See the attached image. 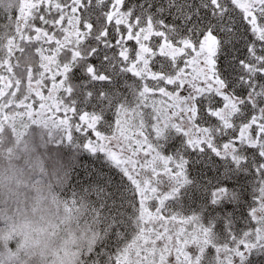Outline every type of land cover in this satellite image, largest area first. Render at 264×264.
<instances>
[{
  "label": "snow or ice",
  "instance_id": "1",
  "mask_svg": "<svg viewBox=\"0 0 264 264\" xmlns=\"http://www.w3.org/2000/svg\"><path fill=\"white\" fill-rule=\"evenodd\" d=\"M26 28L43 37V64L23 87L0 66L9 155L30 154L26 166L58 186L67 179L74 161L49 172L43 135L23 139L38 124L106 157L87 187L65 196L50 186L61 212L35 226L27 252L55 245L72 264L264 261V0H37ZM240 172L253 187L243 216L219 208L238 199L228 179Z\"/></svg>",
  "mask_w": 264,
  "mask_h": 264
},
{
  "label": "trees",
  "instance_id": "2",
  "mask_svg": "<svg viewBox=\"0 0 264 264\" xmlns=\"http://www.w3.org/2000/svg\"><path fill=\"white\" fill-rule=\"evenodd\" d=\"M20 0H0V66L7 67V57L11 55L13 51V42L17 40L16 55L11 56L9 60V66L12 71L9 73L11 79L14 81L21 80V87L28 84L29 76L34 77L37 73L38 61L41 60L42 55L39 51V46L36 43L33 34L30 33L26 28V21L20 23ZM89 3L95 4V0H89ZM24 34H27L28 38ZM66 41V40H65ZM67 42V41H66ZM68 43L64 46L58 47L56 51L59 53L62 47H67ZM74 55L76 53L74 52ZM15 57V58H14ZM58 61V60H57ZM9 70V67H7ZM99 71L107 72L108 69L104 64L99 66ZM16 73V75H15ZM80 76V81L86 82L88 77L84 73L78 74ZM104 87H109L107 82H102ZM101 82L96 84H85L88 88H99ZM32 132V133H31ZM47 142H53L58 145V149L62 150L64 153L55 154L54 163L52 160H47L45 162L46 169L52 171L55 168L64 166L68 161H74L72 167L69 171L67 179L60 184L56 190L57 195L62 193L66 196L69 193H74L78 190L80 186L87 187L86 181L91 172L98 168V165L94 163L96 160H106L103 153H92L87 149L82 147V143L78 137L74 138L72 142H69L62 129H46L42 128L38 124H29L24 129L23 139L29 138L28 141L32 143H39L40 137ZM10 142L8 140H0V177L3 185L6 188L10 187L13 182L19 184L28 175V160L30 154L23 152H17L14 156H10L8 153V148L10 147ZM42 150L44 152V144L39 146V152L42 155ZM45 160V156L44 159ZM31 167V166H30ZM33 168V167H32ZM35 169V168H34ZM86 170L85 175H81V171ZM205 174L211 178L215 175L214 170L205 169ZM105 176H112L110 172H105ZM75 177V180H73ZM229 187L234 188L238 193V199L224 200L219 208L223 209L229 213H235L237 216H243L253 200V187L251 185L250 176L247 173L240 172L228 179ZM48 192L44 193V196L49 198ZM37 197L40 194L37 193ZM5 209V210H4ZM10 209L0 207V230L6 228L8 236L10 237L11 246L10 250L13 253H17L23 257L22 264H38L39 261L45 258L55 257L56 264H72L69 257H61L55 254V245H51L53 254H45L41 256L35 249L31 252H27V245L33 235L30 233V237H27V241L24 246L20 247L17 242L21 238H26L23 234L31 226L34 229L36 225H33L31 221L25 220L23 224L12 223L9 225V214ZM7 236V237H8ZM7 238L0 241V254L7 253ZM27 252V254H25ZM261 254L256 253L254 259L257 264H264V261L260 259Z\"/></svg>",
  "mask_w": 264,
  "mask_h": 264
},
{
  "label": "clouds",
  "instance_id": "3",
  "mask_svg": "<svg viewBox=\"0 0 264 264\" xmlns=\"http://www.w3.org/2000/svg\"><path fill=\"white\" fill-rule=\"evenodd\" d=\"M43 167L46 169L44 161ZM39 173L40 169L37 167L27 180L19 184L13 182L8 188L0 185V207L10 209L9 225L23 224L25 220L31 221L33 225L43 224L56 219L60 214L61 209L50 198L44 196L50 186L52 190H57L58 185L54 178H46ZM37 193L40 194L39 198ZM38 264H56V260L55 257L45 258Z\"/></svg>",
  "mask_w": 264,
  "mask_h": 264
},
{
  "label": "rangeland",
  "instance_id": "4",
  "mask_svg": "<svg viewBox=\"0 0 264 264\" xmlns=\"http://www.w3.org/2000/svg\"><path fill=\"white\" fill-rule=\"evenodd\" d=\"M24 1L26 2V0H24ZM27 1H28V4L24 3V6L22 5V9H21V13H22V14L20 15V16H21V17H20V23H23L25 20H27V16L29 15V14H27V9L29 8V5H30V7L32 8V7H34V5H35L36 2H37V0H27ZM24 35H25L26 38H28L27 34H24ZM32 37L35 38L36 41H37L38 39H43V37L40 35L39 32H37V33H36L35 35H33ZM59 43H60V42H59ZM62 43H63V44H62ZM65 43H66V41H62V42L60 43V45L63 46ZM16 46H17V40H15V41L13 42V51L11 52L10 57H9V56L7 57V67H9V70H8L9 73L12 71V69L10 68L8 62H9L11 56H15V55H16ZM39 51H40V50H39ZM41 55L43 56V53H41ZM14 58H15V57H14ZM56 62H58V61L56 60ZM42 64H43V59L41 58V60L38 61V64L35 66V67L37 68V69H36L37 71L39 70V68L41 67ZM15 75H16V73H15ZM6 78H9V77H6ZM10 79H11V76H10ZM16 82L21 86V80H20V79L17 80ZM40 83H43V80H41ZM28 85H29V86L36 85V81H34V82H30ZM37 86H38V85H37ZM18 90H19V89H18ZM31 133H32V132H31ZM28 139H29V138H26L25 140H28ZM61 153H64V152H63L62 150H59V149H58V145L54 144L52 141H51V142L44 143V152H43V150H42V158L44 159V156H45L44 163H45L47 160H52L53 163H54V160H55V154H56V155H57V154L61 155ZM27 168H28V171H29V172H28L27 177H26L24 180H27V179L33 174V172H34V170H35L34 168H32V167H30V166H28ZM0 185H3L2 181H1V177H0ZM4 186H5V185H4ZM4 210H5V209H4ZM7 214H9V212H7ZM6 230H7L6 228L0 230V241H1V243H2V241L5 240L6 238H7V240L9 239V237H7V236H8V233H7ZM26 241H27V238H21V239H19V241L17 242V245L20 246V247H22V246L25 245ZM164 247L170 248L171 245H170V243H167V246L165 245ZM169 255H174V254H173V250L169 252ZM167 264H175V262H174V261H168Z\"/></svg>",
  "mask_w": 264,
  "mask_h": 264
}]
</instances>
